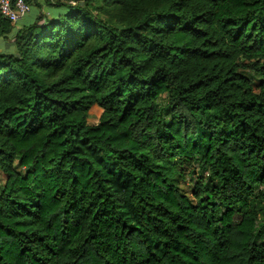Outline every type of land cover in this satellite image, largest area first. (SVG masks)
<instances>
[{
	"label": "trees",
	"instance_id": "obj_1",
	"mask_svg": "<svg viewBox=\"0 0 264 264\" xmlns=\"http://www.w3.org/2000/svg\"><path fill=\"white\" fill-rule=\"evenodd\" d=\"M54 5L0 15V264H264V0Z\"/></svg>",
	"mask_w": 264,
	"mask_h": 264
},
{
	"label": "built area",
	"instance_id": "obj_2",
	"mask_svg": "<svg viewBox=\"0 0 264 264\" xmlns=\"http://www.w3.org/2000/svg\"><path fill=\"white\" fill-rule=\"evenodd\" d=\"M30 8L25 0H0V15L12 24L28 14Z\"/></svg>",
	"mask_w": 264,
	"mask_h": 264
},
{
	"label": "crops",
	"instance_id": "obj_3",
	"mask_svg": "<svg viewBox=\"0 0 264 264\" xmlns=\"http://www.w3.org/2000/svg\"><path fill=\"white\" fill-rule=\"evenodd\" d=\"M55 1L56 0H31L30 12L16 23V29L22 24L30 23L39 14L55 15L57 12L61 11L60 8L54 5Z\"/></svg>",
	"mask_w": 264,
	"mask_h": 264
},
{
	"label": "rangeland",
	"instance_id": "obj_4",
	"mask_svg": "<svg viewBox=\"0 0 264 264\" xmlns=\"http://www.w3.org/2000/svg\"><path fill=\"white\" fill-rule=\"evenodd\" d=\"M11 42H12V37L9 36L7 39L1 41L0 49L3 50L9 49ZM245 73L250 74L249 72H245ZM100 113H101V109L98 106L96 105L90 106L87 112V123L89 125L96 124L98 122ZM4 180H5V176L0 172V185L4 184Z\"/></svg>",
	"mask_w": 264,
	"mask_h": 264
}]
</instances>
